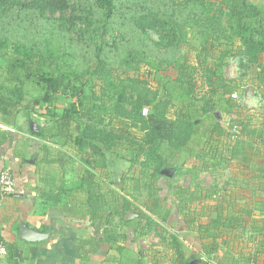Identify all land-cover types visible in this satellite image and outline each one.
Here are the masks:
<instances>
[{"label": "trees", "instance_id": "trees-1", "mask_svg": "<svg viewBox=\"0 0 264 264\" xmlns=\"http://www.w3.org/2000/svg\"><path fill=\"white\" fill-rule=\"evenodd\" d=\"M87 1L101 17L106 31L126 18L145 35L148 30L155 31L168 53L154 49L149 55L131 53L122 70L112 65L98 46L83 69L71 61L67 52L12 41L6 74L16 87L5 94V85H0V120L15 125L21 111H26L30 120V111L45 106L49 121L32 135L42 143V162L57 163L62 174L53 179L50 190L41 194L42 199L63 203L67 218L88 217L96 233L106 234L107 242L114 238L106 228L116 218L122 222L127 212L137 213L143 223L142 234L154 232L165 239L161 224L171 211L158 190L161 180H170L162 175L170 165L177 172L184 168L200 172L235 167L240 175L237 187L251 188L264 200V124L252 122L237 102L241 84L224 75L228 58L239 55L244 67L254 71L264 104V10L248 0ZM80 7L78 0H0V18L21 13L44 18L56 12H70L76 17ZM87 20L84 15L82 21ZM176 23L194 31L197 47L189 40L184 42L195 52L193 63L175 47ZM7 48L8 43L2 41L0 50ZM143 65L147 69L141 74ZM58 94L66 99L60 111L54 106ZM222 114L234 116L232 125L237 126V134L222 127ZM49 141L70 148L73 155L54 159ZM163 148L169 157L162 156ZM120 159L136 169V179H130L132 185L125 187L122 177L123 195L112 189L107 197L103 186L107 187L105 182L111 173L118 175L115 167L113 171L109 168ZM70 164L77 177L67 180ZM110 184L116 185L114 181ZM166 186L175 191L177 213L196 234L202 258L229 264V257L214 254L220 233L234 230L248 232L247 239L255 245L249 263L264 264L263 201L255 206L261 216L253 218L252 209L237 210L236 198L218 193L215 183L207 190ZM210 202L216 204L210 206ZM169 245L177 256L174 264L189 262L176 237H171ZM199 264L207 262L202 259Z\"/></svg>", "mask_w": 264, "mask_h": 264}, {"label": "crops", "instance_id": "crops-1", "mask_svg": "<svg viewBox=\"0 0 264 264\" xmlns=\"http://www.w3.org/2000/svg\"><path fill=\"white\" fill-rule=\"evenodd\" d=\"M27 116L20 112L15 125L0 120L3 126L0 128V173L7 169L13 179V194L2 196L0 193V239L8 249V254L0 257V264H174L177 256L169 245L172 236L182 243L185 257L189 259L187 264L202 261L196 234L189 231L182 216L177 213L175 191L167 186L162 188L160 182L158 194L162 199H167L166 206L171 211L168 220L161 224L166 231L164 240L154 232L142 234L143 223L137 213L127 212L122 222L116 218L106 228L114 238L107 242L106 234H102V231L96 233L88 217L77 215L67 218L63 203L43 200L41 194L50 190L53 179L62 174V170L57 171L56 177L43 170L44 167L59 165H45L42 162V143L32 135L35 131L29 123L33 122ZM218 174L219 181L215 183L217 192L236 198L237 210L248 207L253 210V218H259L261 215L255 206L264 200L254 195L251 188L243 190L237 187L240 178L238 171L223 170ZM76 177L77 172L73 171L66 179ZM169 179L165 184L174 187ZM211 185L199 189L207 190ZM114 188L123 195L121 187L120 190L117 185ZM103 191L108 197L112 189L107 185L103 186ZM75 195L79 197L77 193ZM261 197H264V191ZM64 200L63 196L62 202ZM231 203L233 205L234 201ZM215 204L209 203L210 206ZM135 205L141 208L139 204ZM201 222L204 223V219ZM248 237V232L223 230L217 239L219 248L214 255L218 258L229 257V264H250L249 258L255 245Z\"/></svg>", "mask_w": 264, "mask_h": 264}, {"label": "rangeland", "instance_id": "rangeland-1", "mask_svg": "<svg viewBox=\"0 0 264 264\" xmlns=\"http://www.w3.org/2000/svg\"><path fill=\"white\" fill-rule=\"evenodd\" d=\"M78 1L81 7L76 17L70 14V12L64 15L56 12L53 15L46 14L44 18H40L34 14L27 16L23 13L18 15L12 14L10 17L0 18V43L2 41L8 43L7 49L0 50V85H5V90L3 91L5 94L16 87V83L10 81L6 74L9 61L12 59L10 46L14 40H20L28 46L49 47L57 49L60 53L67 52L70 54L71 61H75V63L83 69L92 58L94 49L98 46L101 48L103 56H105L112 65L122 70L126 69L125 60L131 53H145L149 55L152 53L151 49L164 54L168 53L163 47L164 42L159 43V35L155 31L148 30L145 35L126 18L121 20V22L117 21L115 24H112L106 31L103 28L101 17L89 6L91 3L87 0ZM248 2L264 10V0H248ZM84 15L86 17L88 16L87 21H82ZM169 21L172 22V19H169ZM174 30V36L176 37L175 47L193 63L195 52L184 43L189 40L194 47H197V42L193 37V29L188 25L176 23ZM175 53L177 52L175 51ZM164 58H169V55H165ZM242 62V59L237 54L233 57H229L227 60L228 64L224 69L225 78L227 80H236L241 84L243 89L241 94L237 96L238 104L244 107L248 115L252 118L253 123L257 125L264 124V104L259 98L254 71L246 69ZM146 69V66L143 65L140 68L141 74L145 73ZM54 101L56 111H60L66 99L64 96L58 94L55 96ZM43 107L45 106H40V108L37 107L30 111L31 114L29 115L33 123L29 124H31L34 131H37L38 128L43 127L46 125V122L49 121V117L45 115ZM21 112L24 116L27 115L26 111L23 110ZM234 119V116L222 114L220 123L226 131L237 134L238 128L235 130L237 126L232 125ZM48 145L53 149L52 153L54 154V159L73 155L70 148L61 147L60 144L54 141H49ZM120 151L122 155H126L123 149ZM161 154L163 157H169L170 155L166 148L161 150ZM112 165L113 166L109 169L113 171L115 167L118 175L112 176L111 173L110 177L107 179V185L110 186L111 189H117V187L114 188V186L110 184L114 181L120 190L122 177L125 178V187L132 185L130 179H136L137 174L136 169L132 168L131 163L124 159H120L114 161ZM59 168V166L52 165L44 167L43 170H47L50 176L56 177V173L58 174L60 171ZM164 170L172 173L171 183L182 188H201V186L204 187L210 183L214 184L219 181V169H207L195 172L187 171V169L184 168L179 169L180 172H177L174 171L173 166L170 165V167ZM232 170L238 171L235 167H233ZM72 171H74V166L70 164L66 168L69 177L72 175ZM226 173L229 175V171ZM165 183V180H161L160 185L162 188L166 186Z\"/></svg>", "mask_w": 264, "mask_h": 264}, {"label": "built area", "instance_id": "built-area-1", "mask_svg": "<svg viewBox=\"0 0 264 264\" xmlns=\"http://www.w3.org/2000/svg\"><path fill=\"white\" fill-rule=\"evenodd\" d=\"M0 128L3 126L0 124ZM237 127H235V130ZM0 193L2 196H10L13 194V179L12 174L9 170L5 169L0 173ZM7 247L5 244L0 240V257L7 255ZM207 264H217L213 259H207L205 257L202 258Z\"/></svg>", "mask_w": 264, "mask_h": 264}, {"label": "water", "instance_id": "water-1", "mask_svg": "<svg viewBox=\"0 0 264 264\" xmlns=\"http://www.w3.org/2000/svg\"><path fill=\"white\" fill-rule=\"evenodd\" d=\"M162 175H164V176H166V177H168V178H171V177H172V173H170V172L167 171V170H164V171L162 172Z\"/></svg>", "mask_w": 264, "mask_h": 264}]
</instances>
